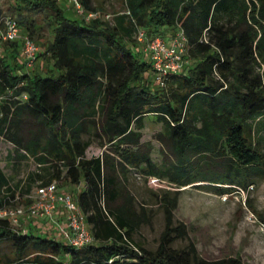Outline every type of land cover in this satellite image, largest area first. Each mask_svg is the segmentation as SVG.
I'll return each mask as SVG.
<instances>
[{"label": "trees", "instance_id": "obj_1", "mask_svg": "<svg viewBox=\"0 0 264 264\" xmlns=\"http://www.w3.org/2000/svg\"><path fill=\"white\" fill-rule=\"evenodd\" d=\"M80 1L86 10L97 9L92 0ZM124 1L129 12L109 23L67 17L56 0H13L18 23L23 9L30 15L49 11L51 38L38 55L51 59L47 69L56 71H18L20 65L0 56V141L11 142L16 154L55 161L47 181H83L75 196L94 241L74 246L15 229L0 217V241L13 246L12 255H0V264H244L234 255L205 258L191 243L174 247L185 225L171 221L176 196L167 194L161 196L166 223L157 246L134 241L147 214L137 209L120 175L136 167L182 186L213 181L246 187L252 175L264 172V154L253 143L264 115V0ZM135 23L149 34L178 26L187 36L185 57L191 61L169 73L163 86H151L149 61L128 42ZM147 115L164 127L155 136L162 144L160 160L152 156L150 140H142ZM94 127L105 149L86 156L91 140L81 133ZM166 140L174 161L163 147ZM205 185L218 193L233 189ZM13 195L0 168V203Z\"/></svg>", "mask_w": 264, "mask_h": 264}, {"label": "rangeland", "instance_id": "obj_2", "mask_svg": "<svg viewBox=\"0 0 264 264\" xmlns=\"http://www.w3.org/2000/svg\"><path fill=\"white\" fill-rule=\"evenodd\" d=\"M56 3L63 9L65 16L81 17L75 11L71 0H56ZM92 5L103 12L110 13V17L106 18L109 23H113L115 14L125 12L127 9L124 0H92ZM6 12L18 15L10 0H0V15ZM22 12V15H19L23 16L21 17L23 21L19 19L22 31L25 30L23 27L26 24L29 26L27 32L38 46L48 42L51 38V28L48 23L50 20L49 11L42 9L31 15L26 9H23ZM128 42L134 52L146 58L141 51L142 44L136 39L134 31ZM190 61L191 59L188 58L186 64ZM38 64L37 60L27 66L31 69L39 66ZM263 65L264 63L261 62L260 69L263 68ZM43 66L45 69L38 70L42 75L56 71V69H47V67H53L52 61L43 60ZM155 84L153 81L151 86L155 87ZM163 129L164 127L160 123L153 120L152 116L147 115L142 140H150L152 156L159 160V148L162 144L155 136ZM93 130L95 127L81 133L83 139L91 140L85 150L89 156L100 154L105 149L104 146H100L101 138L94 134ZM3 142L0 143V160L5 162L6 149L10 146L12 149L14 147L12 144L9 145L6 140ZM253 143L264 154V137L258 138L256 132ZM163 147L167 151L168 160L174 161L175 155L170 142L163 141ZM13 158H15L13 164L9 160L4 164L5 171L12 182L26 178L29 172L35 169L33 159L18 160L17 157ZM190 158L194 163L197 162L196 157L191 156ZM261 166L264 168V161ZM251 180L246 187L213 181H195L182 186L166 178L147 176L136 167L130 168L125 174L120 175V181L134 196L137 209L140 210L142 206L147 214V220L140 223L135 229L133 240L148 248L157 246L160 233L166 223L165 202L162 201L161 196L167 194L170 197L176 196V203L171 208V221L173 224L180 222L185 225V236L177 237L172 243L174 247L191 243L197 253L205 258L234 255L240 257L244 264H264V172L252 175ZM56 182L58 184L68 183L63 176ZM206 183L219 186L232 185L233 189L229 192L218 193L211 187L213 185L209 187L205 185ZM176 189L179 190L175 194ZM70 192L72 191L70 190ZM42 225H39L38 228L34 225L28 226L26 230H31L38 235L54 236L58 240L64 241L59 225L51 222L46 227ZM13 227L21 229L18 225ZM3 253L13 254L12 243L8 240L0 241V255Z\"/></svg>", "mask_w": 264, "mask_h": 264}, {"label": "built area", "instance_id": "obj_3", "mask_svg": "<svg viewBox=\"0 0 264 264\" xmlns=\"http://www.w3.org/2000/svg\"><path fill=\"white\" fill-rule=\"evenodd\" d=\"M75 11L86 20L92 18L106 19L110 13L99 9L86 10L80 0H71ZM126 12H129L126 10ZM135 20L133 19V22ZM135 37L142 44V51L150 63L149 75L156 84L165 85L166 77L171 72H180L187 65V36L178 28L167 40L161 34H149L143 27L135 23ZM21 39V53L28 63L33 62L38 52V45L27 32L22 31L16 15L3 13L0 15V40L12 41ZM4 95L0 93V104ZM60 205L64 209L65 222L59 224L64 241L82 246L94 241L88 227L85 214L81 211L76 197L69 191H60L56 180L39 182L34 189L24 194L16 193L6 196L0 203V217L17 222L20 216H50L52 210ZM132 246L135 245L128 241Z\"/></svg>", "mask_w": 264, "mask_h": 264}, {"label": "crops", "instance_id": "obj_4", "mask_svg": "<svg viewBox=\"0 0 264 264\" xmlns=\"http://www.w3.org/2000/svg\"><path fill=\"white\" fill-rule=\"evenodd\" d=\"M10 3L13 4V0H10ZM178 26H161L159 28V34H161L165 39H169L170 36L178 29ZM21 39H16L12 41H1L0 40V56H4L7 61H11L13 63H17L20 65V67L17 69L18 71H28L30 70L28 68V64L26 63V58L24 55L21 53ZM44 48L43 45L38 46V51H42ZM142 51V50H141ZM144 54V53H143ZM39 61V66L35 67V70H42L45 69L43 66V60H46L47 62H51V59L47 58V56H44L43 54H39L38 52L36 54V58L33 60L34 61ZM258 129H257V134L260 137H264V115L259 116L258 118ZM10 144L11 142L7 141ZM0 143H4L3 140L0 141ZM86 153V152H85ZM14 153V150L11 148L6 149L5 155H6V161L0 160V168L6 173L4 164L9 161H11L13 164V160L17 157L18 160H28V159H33L35 169L31 172H29L28 176L26 178L12 182L9 178V184L12 189H14V195L16 193L24 194L25 192L31 191L34 189V187L39 183V182H47L48 177L52 176L53 174V164H56V162L53 160L51 163L49 161H37L32 155H29L28 153H25V155L21 154V152H18L16 155ZM97 155V154H95ZM86 156H89L86 154ZM92 156V155H90ZM7 174V173H6ZM8 175V174H7ZM65 177V176H64ZM67 179L68 183L64 184H58L57 182V187L58 190L60 191H72L71 193L75 196L77 192L82 188L83 186V181H80L78 183H73L70 182L68 178ZM50 180H56L58 181L57 177H51ZM49 181V180H48ZM7 192V191H6ZM76 197V196H75ZM11 222V221H10ZM51 223H56L59 225L60 223L63 224L65 222V214H64V209L58 205L56 208L52 210V218L50 216H41V217H28V216H20L19 220L17 222H11L12 226L18 225L21 227L22 230H26V228L29 226H35L38 228L39 225H42L43 227H46L47 224ZM88 224V223H87ZM89 227V224H88Z\"/></svg>", "mask_w": 264, "mask_h": 264}]
</instances>
